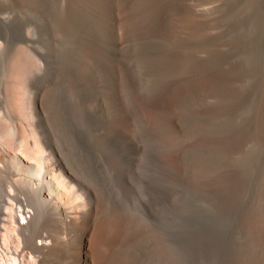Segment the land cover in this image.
Wrapping results in <instances>:
<instances>
[{
	"label": "rangeland",
	"instance_id": "rangeland-1",
	"mask_svg": "<svg viewBox=\"0 0 264 264\" xmlns=\"http://www.w3.org/2000/svg\"><path fill=\"white\" fill-rule=\"evenodd\" d=\"M196 4L211 30L195 68L185 50L161 44L134 48L115 65L129 128L94 114L95 101L75 82L84 77L50 92L73 115L65 128L51 122L57 144L129 220L128 264H254L264 251V0ZM59 10L54 0H2V37L31 33L56 67L96 68L95 50L73 19L63 27ZM169 91L172 111L151 112ZM94 122L99 150L89 142ZM30 262L10 250L6 264Z\"/></svg>",
	"mask_w": 264,
	"mask_h": 264
},
{
	"label": "bare ground",
	"instance_id": "bare-ground-1",
	"mask_svg": "<svg viewBox=\"0 0 264 264\" xmlns=\"http://www.w3.org/2000/svg\"><path fill=\"white\" fill-rule=\"evenodd\" d=\"M54 1L60 5L63 27L73 19L95 50L88 56L96 68L91 63L56 67L31 33L2 37V21L7 18L0 0V264H6L10 250L15 259H31L30 264H128L136 239L127 227L129 220L116 211L118 206L106 204L95 184L82 179L87 174L57 144L51 122L65 128L73 123L69 124L73 115L64 105L52 104L50 92L67 90L70 81L84 77L75 82L95 101L94 114L100 110L106 122L129 128L132 111L125 109L118 84L113 83L117 62L134 48L161 44L185 50L188 66L195 68L211 22L196 0ZM171 93L160 95L149 110L167 115L174 107ZM94 124L89 142L99 150L100 131ZM254 264H264V251Z\"/></svg>",
	"mask_w": 264,
	"mask_h": 264
}]
</instances>
